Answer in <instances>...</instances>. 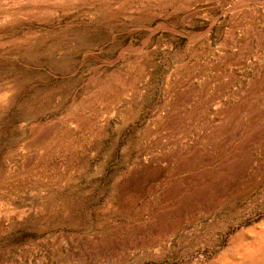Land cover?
I'll list each match as a JSON object with an SVG mask.
<instances>
[{"label":"rangeland","instance_id":"374dc122","mask_svg":"<svg viewBox=\"0 0 264 264\" xmlns=\"http://www.w3.org/2000/svg\"><path fill=\"white\" fill-rule=\"evenodd\" d=\"M218 6L159 19L148 39L112 28L123 46L146 39L151 56L138 79L53 78L49 70L111 44L110 31L94 26L62 34L58 47L71 52L63 59L17 70L22 88L34 87L0 124V186L22 142L42 128L54 152L44 194L31 177L32 201L0 195L26 212L2 223L0 264H264V0L238 14ZM78 117L87 124L73 129ZM54 131L66 133L52 148Z\"/></svg>","mask_w":264,"mask_h":264},{"label":"bare ground","instance_id":"6f19581e","mask_svg":"<svg viewBox=\"0 0 264 264\" xmlns=\"http://www.w3.org/2000/svg\"><path fill=\"white\" fill-rule=\"evenodd\" d=\"M247 1L248 0H228L225 4L223 3L224 0H0V124L6 117L7 111L13 107L14 99L33 91L34 85L32 84L28 87L22 88L21 83H19L15 77L17 70L20 68L26 69L32 65H41L42 62L40 63L39 59L43 61L46 60L44 62L59 61L60 59H63L66 54H71V52L63 51L58 47V43L61 42L62 34H65L70 29L86 26H94L96 28L104 27L110 31L108 35L112 37V41L111 44L98 45L89 51L84 52L79 60L77 58L70 59L67 62L69 67L71 66V69L69 70H49L51 75L54 76L53 78H76L80 74L81 76H87L89 79L95 77L98 79H100V77L106 78V80L112 77L116 79L118 77L120 80L127 78L133 79L139 77L142 73L140 66L145 63L147 59L150 60L151 55L149 56V52L144 50L146 44L145 40L150 36L152 37L153 33L155 34L156 31L164 26L161 23L155 24L157 20L165 17L168 19L167 17L169 15L179 12H185L190 17L198 13L206 14L204 13V7L211 3H217L222 8V13L229 12L230 14H238L240 11L244 12L242 7ZM234 21L236 23V20ZM249 22L251 23V21ZM250 23L248 25H250ZM243 25L244 24L240 26ZM118 26H120V28L129 27L130 29L127 31L129 36H133L135 32L142 30L147 31L148 35L146 39H144L142 45L135 46L130 38L129 44L123 46V40L125 37L118 32L119 30L117 32H115L114 29L112 30V28ZM242 28L245 29V27ZM246 28L249 29L248 27ZM191 34L192 33H190V36H192ZM116 46L121 47L113 59H99L101 53L106 54L107 52H114ZM38 48H44L48 54L44 56H41L40 54H37V56L34 55V53L39 50ZM48 50L51 52H48ZM91 60L93 62H99L91 70L87 69L83 73H79L76 66H82L86 64L87 61ZM119 60L124 62L122 64V67H124L123 70L109 71L108 67L115 61ZM42 67L44 68L43 70L47 68L45 65H42ZM178 74L179 73L177 72V75ZM105 90L106 88L101 86L94 92L104 94ZM121 93L123 94V92ZM112 105L113 104L111 103V106ZM73 123L75 125L72 124L73 127H76L73 129H77L85 126L87 120L78 117ZM25 126L26 124L24 127ZM37 126L39 125L36 123V125H33L32 127L33 129H36ZM48 132V127L42 128L37 134L32 135L30 139L23 141L20 148L18 147L20 161L18 165L13 162L8 163V167L6 166V174L4 177H1L3 178V180L1 179L3 184L0 186L1 196L4 195L9 199H16L19 192L21 196L25 195L27 198H31L32 201L33 191L30 189L31 177L34 179L33 182H38V194H44V186L47 185L45 184L47 162L48 158L51 157H49V155L52 151L54 152V149L51 151L50 148H48L46 141L49 134ZM57 132L54 131L53 134H51L53 135L55 142L54 146L51 144L52 148L55 146L60 147L62 145V138L64 133H66V131H62L60 134ZM187 151L188 148L185 147L183 152ZM174 155V152H170L166 156L165 162H173ZM3 169L5 168L3 167ZM36 170H39L38 174H36ZM4 180L6 182L5 184ZM1 196L0 229L3 222H12L15 219H23L26 214L24 210L18 209L17 206L9 208L8 206L11 203H4Z\"/></svg>","mask_w":264,"mask_h":264}]
</instances>
